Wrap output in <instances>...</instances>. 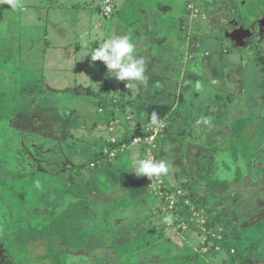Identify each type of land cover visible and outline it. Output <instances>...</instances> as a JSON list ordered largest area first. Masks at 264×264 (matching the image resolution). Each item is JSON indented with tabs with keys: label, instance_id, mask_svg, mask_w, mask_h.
Returning <instances> with one entry per match:
<instances>
[{
	"label": "crops",
	"instance_id": "crops-1",
	"mask_svg": "<svg viewBox=\"0 0 264 264\" xmlns=\"http://www.w3.org/2000/svg\"><path fill=\"white\" fill-rule=\"evenodd\" d=\"M31 1L34 3L26 6L18 3L24 8L27 16L24 19L23 9L13 8L8 3L10 10H16L9 15L19 16L14 19L17 24L13 26L9 21L10 28H5L10 31L18 26L19 29L9 37L19 39V43L13 41L10 45L20 46L19 52L14 51L19 55L22 67L20 82L25 81V85L32 82L33 87L39 88L34 93L45 96L44 103L39 102L36 107L49 120V129H45V135L41 137L45 138L42 148L47 152L57 150V160L43 162L50 171L42 170V174L51 176L62 197L52 203V208L57 206L54 210L57 214L62 209V214H66V206L79 201L85 204L86 213L94 211L88 205L100 211L99 216L94 214L91 220L88 219L90 221L87 220L88 214L84 219L78 214L69 218L76 216L75 224L87 221V229L92 226L94 237L102 233L101 240L96 239L103 241L102 246L109 249L100 250L101 254L110 251V254H118L119 248L124 247L123 254L108 264H205L202 258L195 256L187 241H173L168 233L171 228L165 223L168 216L161 212L165 208V198L153 192L145 176L134 173L135 161L147 158L158 145L157 160H165L169 165L168 175L162 178L167 184L165 188L171 190L170 185L174 182H185L186 172H190L194 165L192 156L200 153L196 144L202 146L205 136L211 133L205 123L196 118V128H193L190 124L194 118L190 115L187 117L188 126L183 127V107L187 109L189 103L206 101V104L201 102L199 108L214 110L215 122L222 119L228 130L235 120L245 118L248 111L256 108L252 105L256 101L250 93L253 92L251 85L256 83L259 75L255 66L249 64L248 59H238L229 53L230 50L224 51L223 39L214 33L217 27L223 30L224 17L235 15L228 9L235 0H114L111 16L101 13L105 0ZM189 5L198 10L196 16ZM39 6L44 7V23H39L41 16H29L30 7ZM201 20L208 22L209 32L207 28L201 30ZM122 35L132 39L137 57L145 60L146 85L118 81L107 74L103 62L91 60V51L104 40ZM84 41H87L86 47ZM35 42L40 50L32 53ZM232 55L234 57H230ZM12 73L10 70L9 75L5 74L4 81ZM27 92L30 91L24 93ZM223 95L240 104L239 114L231 115L234 104H224ZM96 97L99 98L97 101ZM224 107L229 108V113H224ZM152 112H156L165 125L154 142L155 146L131 143L136 133L153 130L149 124ZM219 130L217 126L218 133L212 134L215 135L214 141L222 144L223 148L218 147V150L222 148L225 152L229 149L228 135ZM48 139H51L50 143H46ZM186 141L196 143L189 147L190 156L187 157L180 152ZM123 143H127L123 151L116 148ZM106 148H116L115 158L109 159L104 153ZM213 158L210 155L204 163V175L211 182L225 183V178L212 177L214 170L216 176L219 169L218 166L214 168ZM72 173L77 174L78 180L72 179ZM196 184L193 187H197ZM183 185L186 189V183ZM189 192L192 194L190 189ZM178 199L182 200L180 208L184 197L178 195ZM190 209L196 208L191 205ZM103 210L114 211L117 216L110 219ZM185 215L186 211L180 208L175 223L187 221ZM95 222L103 223V226ZM96 225L101 227L95 230ZM74 227L83 231L78 225ZM193 237L194 240L190 236V242L196 243L197 237ZM88 264H93L92 259Z\"/></svg>",
	"mask_w": 264,
	"mask_h": 264
},
{
	"label": "rangeland",
	"instance_id": "rangeland-1",
	"mask_svg": "<svg viewBox=\"0 0 264 264\" xmlns=\"http://www.w3.org/2000/svg\"><path fill=\"white\" fill-rule=\"evenodd\" d=\"M107 1L114 2L105 0L102 5ZM30 2L32 1L0 0V264H88L89 259H92L93 264H108L115 261L114 257L123 254L124 247L119 248L118 254H110L111 251L101 254L100 250L109 249L102 246V233H97L94 237L92 226L90 230L87 229V221L74 223L77 214L83 219L88 214V220L94 214L99 216L100 211L88 205V208L94 211L86 213L85 204L79 201L75 205L68 204L66 214H62L64 211L62 212L63 209L59 205V209H62L59 214L54 211L57 206L51 207V204L60 198V192L57 191L51 176L42 174V170L50 171L49 167L43 166V162L57 160V150L49 149L47 152L42 148L45 138L41 137L45 129H49V120L36 107L39 102L44 103L45 96L34 93L39 88L33 87L32 82H28L29 85H25V81L20 82L22 67L19 55L14 52H19L20 46L10 45L13 41L19 43V39L13 40L9 37L14 36L13 32L18 33L19 29L18 26L10 31L5 28H10L9 21H12L13 26L17 24L14 19L19 16L9 15L16 10H10L8 3H25L23 6H26ZM232 3L234 4L229 5L228 9L234 11L235 15L228 14L224 17L223 30L220 31L217 27L214 33H222L219 38L224 41V51L230 50L229 53L236 55L238 59H248L249 64L255 66L256 74L259 75L256 83L251 85L253 92L250 93L256 101L252 104L256 108L248 111L247 117L235 120L233 126H230L233 130H228L222 119L215 122L214 110H206L208 107L199 108L200 103L206 104V101H188L191 105L187 109L183 107L182 110L183 127L188 126L187 117L190 115L194 118L190 124L193 128H196L198 119L202 120L211 132L203 139L202 146L186 141L181 147L180 152L186 157L190 156L188 149L191 145L193 147L196 144L200 151L197 153L198 157L192 156V170L186 172V177H182L183 180L186 178L185 182L179 180L174 182V185L169 184L171 190L165 188L167 184L164 178L154 177L149 180L145 177L147 185L152 187L155 194L160 195L159 186L169 194L164 202L167 211L163 208L161 212L172 217L167 226L171 228L168 233L173 237V241H187L195 256L202 258L205 264H264V0H235ZM30 8L29 16H41L39 23H44V7ZM22 9L24 19L27 16L23 7ZM22 17L20 16L21 19ZM200 23L201 30L207 28L209 32L208 22L201 20ZM39 50L40 46L35 42L32 53ZM10 70L13 71L11 77L4 81V75H9ZM25 90L30 92L24 93ZM97 99L99 98L96 97V101ZM231 99L223 95L222 100L224 104H234L232 107L235 110L232 109L231 115L239 114L240 104ZM224 108V113H229V108ZM217 126L220 127L219 132L228 135L229 149L225 152L222 144L214 141L215 135L212 132L218 133ZM50 140L46 143H50ZM218 147L222 148L218 150ZM152 153L157 160L158 145L154 151L151 150ZM210 155L215 157L212 163L214 168L219 167L216 176L213 175L217 173L216 170L212 173L213 179H222L223 176L226 183L225 190H216L214 193L209 191L211 179L208 180V176L204 175V163ZM239 166L241 167L237 168ZM72 174V179L78 180L75 177L77 174ZM185 183L186 189L183 185ZM188 183L191 184L190 187ZM195 184L197 187H193ZM179 194L184 197L180 208L186 211L187 221L175 223L180 208L171 202L177 201ZM190 204L197 210L190 209ZM103 211L110 219L117 216L114 211ZM73 214L76 216L70 219ZM53 220L56 224L52 223ZM189 223H194L195 227ZM94 224L103 226L100 222ZM75 225L80 226L83 231L75 230ZM100 227L96 225L95 230ZM189 233L193 240V236L197 237L196 243L190 242ZM185 246L187 247V244ZM87 251H90V254H87ZM103 255L104 258L101 257Z\"/></svg>",
	"mask_w": 264,
	"mask_h": 264
},
{
	"label": "clouds",
	"instance_id": "clouds-1",
	"mask_svg": "<svg viewBox=\"0 0 264 264\" xmlns=\"http://www.w3.org/2000/svg\"><path fill=\"white\" fill-rule=\"evenodd\" d=\"M12 7L22 8V5L12 3ZM83 46H87V41L83 42ZM90 55L93 62H103L107 74L118 81L138 82L140 85L147 84L145 60L142 57H137L136 46L129 36L110 37L93 49ZM196 87L199 89L200 84L197 83ZM149 124L153 130H159L165 126L164 121L156 112L151 113ZM134 173L137 176H146L152 180L154 177L159 178L168 175L169 165L165 160H156L151 157L138 159L135 161ZM171 221V216L165 217V223H171Z\"/></svg>",
	"mask_w": 264,
	"mask_h": 264
},
{
	"label": "built area",
	"instance_id": "built-area-1",
	"mask_svg": "<svg viewBox=\"0 0 264 264\" xmlns=\"http://www.w3.org/2000/svg\"><path fill=\"white\" fill-rule=\"evenodd\" d=\"M189 8H191L193 16H196L198 14V10L196 8H194L192 5H189ZM113 9H114V2L113 1H107L102 5L101 12L103 13L104 16H111L113 11H114ZM161 130H163V129L148 131V133L138 132L132 136L130 142L133 144L147 143V144H150L151 146L152 145L154 146V142H155V140H156V138H157V136ZM113 141H114V139H113ZM126 146H127V143H123V144H119L118 147H116V148H118L120 151H123L126 148ZM116 148H106V149H104V153L109 157H113V156L117 155ZM149 157L154 158L153 153L151 154V152H149V155L147 158H149ZM158 188L161 190L160 196H162L163 198L166 199L169 195L168 192L166 190H163L161 186H159ZM176 202L177 201H172L171 203L173 205L175 204V206H176ZM189 224H192L194 226V223H189Z\"/></svg>",
	"mask_w": 264,
	"mask_h": 264
},
{
	"label": "trees",
	"instance_id": "trees-1",
	"mask_svg": "<svg viewBox=\"0 0 264 264\" xmlns=\"http://www.w3.org/2000/svg\"><path fill=\"white\" fill-rule=\"evenodd\" d=\"M212 187H213V189H212ZM209 188H211L212 189V192L214 191H216V190H219V191H221V190H225L226 189V184L225 183H222V182H219V181H215V182H211L210 184H209ZM213 192V193H214ZM80 195H81V193H80ZM179 200V199H178ZM177 200V202H176V206H180L181 205V202H182V200L181 201H178ZM6 205V204H5ZM52 205L53 204H51V207H52ZM53 224H56V221H54L53 220V222H52Z\"/></svg>",
	"mask_w": 264,
	"mask_h": 264
},
{
	"label": "water",
	"instance_id": "water-1",
	"mask_svg": "<svg viewBox=\"0 0 264 264\" xmlns=\"http://www.w3.org/2000/svg\"><path fill=\"white\" fill-rule=\"evenodd\" d=\"M221 31V30H220ZM221 33V32H220ZM221 35V34H220Z\"/></svg>",
	"mask_w": 264,
	"mask_h": 264
}]
</instances>
